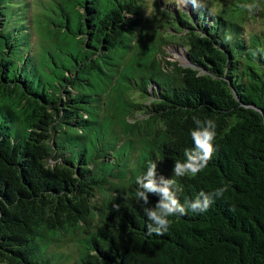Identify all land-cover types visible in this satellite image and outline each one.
<instances>
[{"label":"trees","instance_id":"obj_1","mask_svg":"<svg viewBox=\"0 0 264 264\" xmlns=\"http://www.w3.org/2000/svg\"><path fill=\"white\" fill-rule=\"evenodd\" d=\"M54 2L35 28L29 4L0 0V264H58L66 239L72 264H264V32L245 25L264 0L176 17L187 67L161 59L170 37L135 0ZM193 117L214 121L216 150L176 177ZM150 162L181 204L227 191L149 235L136 177Z\"/></svg>","mask_w":264,"mask_h":264},{"label":"clouds","instance_id":"obj_2","mask_svg":"<svg viewBox=\"0 0 264 264\" xmlns=\"http://www.w3.org/2000/svg\"><path fill=\"white\" fill-rule=\"evenodd\" d=\"M176 4L178 10H184L189 5L193 8H202L204 4L202 0H172ZM251 12L256 6L253 4L242 5ZM195 127L191 130L190 136L193 148L186 149L184 152L185 159L183 161L176 160L174 162L173 174L176 177H196L203 169H205L212 159L215 152L214 140L216 137V125L213 120L207 119L201 121L197 117H193ZM138 184L136 196L144 205V213L150 223L147 225L148 234L156 233L162 235L170 227L169 217L183 216L191 211L193 214H204L214 200L221 198L227 186L215 189L212 192L201 191L195 199L187 200L181 204L173 191L174 181L165 179L162 175L157 174V164L150 162L146 172L136 177ZM149 194L159 197L154 206H150Z\"/></svg>","mask_w":264,"mask_h":264},{"label":"rangeland","instance_id":"obj_3","mask_svg":"<svg viewBox=\"0 0 264 264\" xmlns=\"http://www.w3.org/2000/svg\"><path fill=\"white\" fill-rule=\"evenodd\" d=\"M17 3L14 6L19 8L20 13L25 9L24 6L29 4V13L31 15L32 23L35 28L38 25V16L41 15L46 10H53L55 8L54 0H16ZM137 5L144 13V18L146 19L147 31L152 32L154 26L161 27L162 33H164L171 44L167 45L161 53V59L168 62L179 63L181 66L187 67L193 64L189 61L187 56V50L184 47V43L179 39L180 32L172 34V26H176V17L178 18L180 14H190L191 17H196L194 13L196 8L189 5L184 10H178L175 3L172 0H135ZM232 0H202L204 6H210L213 10L217 11L221 8L227 6ZM45 7V11H42ZM246 20V27L248 30H254L257 33L264 32V8H260L258 14L255 16L253 14L248 15ZM171 33V34H170ZM170 34V35H169ZM33 46L37 47L38 41L34 38ZM165 67L167 65L165 64ZM170 68V66H169ZM79 254V245L76 241H69L68 239L60 242L59 244H54L50 249L51 262L58 264H65L64 261L58 257V255H64L66 257V262L69 264L74 263ZM56 259V260H55Z\"/></svg>","mask_w":264,"mask_h":264}]
</instances>
